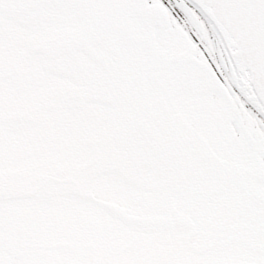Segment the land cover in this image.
I'll return each mask as SVG.
<instances>
[{"label":"snow or ice","instance_id":"1","mask_svg":"<svg viewBox=\"0 0 264 264\" xmlns=\"http://www.w3.org/2000/svg\"><path fill=\"white\" fill-rule=\"evenodd\" d=\"M0 264H264V0H0Z\"/></svg>","mask_w":264,"mask_h":264}]
</instances>
